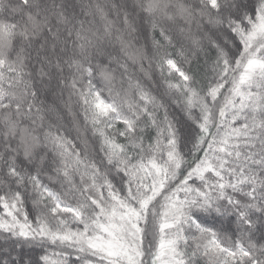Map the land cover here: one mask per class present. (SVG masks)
I'll list each match as a JSON object with an SVG mask.
<instances>
[{"label":"snow or ice","instance_id":"6c2138e0","mask_svg":"<svg viewBox=\"0 0 264 264\" xmlns=\"http://www.w3.org/2000/svg\"><path fill=\"white\" fill-rule=\"evenodd\" d=\"M0 264H264V0H0Z\"/></svg>","mask_w":264,"mask_h":264}]
</instances>
